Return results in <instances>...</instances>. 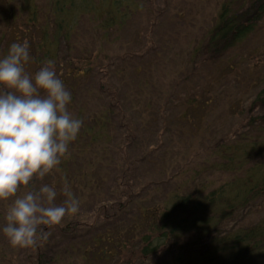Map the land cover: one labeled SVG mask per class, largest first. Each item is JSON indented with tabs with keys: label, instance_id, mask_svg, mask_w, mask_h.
I'll return each instance as SVG.
<instances>
[{
	"label": "trees",
	"instance_id": "16d2710c",
	"mask_svg": "<svg viewBox=\"0 0 264 264\" xmlns=\"http://www.w3.org/2000/svg\"><path fill=\"white\" fill-rule=\"evenodd\" d=\"M9 1L2 2V16L11 29L16 25L9 18L15 17ZM43 1L51 19L41 10L39 18L35 0H17L15 7L24 12L26 24L43 22L29 39L37 66L61 62L58 47L63 41L71 48L80 16L94 14L105 29L125 18L130 7V0H98L97 6L92 0ZM239 2L220 3L201 62L219 60L264 19V0ZM72 71L74 77L94 71L96 92L105 99L89 113L72 112L75 92L66 86L72 95L68 110L82 119V127L60 165L34 179L33 187L54 185V202L60 205L67 185L80 201L78 212L44 226L49 235L37 246L0 244V264H264V126H253L264 124V113L254 112L264 108V88L257 90L264 80L233 106L227 129L207 136L200 134L206 129L201 122L193 133L178 120L188 122L195 109L205 113L209 96L203 104L201 96L185 100L172 119L156 107L161 121L154 123V111L132 112L118 97L120 88L104 84L107 67ZM159 158L168 159V165L157 164Z\"/></svg>",
	"mask_w": 264,
	"mask_h": 264
},
{
	"label": "rangeland",
	"instance_id": "374dc122",
	"mask_svg": "<svg viewBox=\"0 0 264 264\" xmlns=\"http://www.w3.org/2000/svg\"><path fill=\"white\" fill-rule=\"evenodd\" d=\"M92 1L95 6L98 5V0ZM222 1L224 0H130L127 16L105 29L100 27V20L94 14L80 16L75 23L71 48L66 49L61 41L57 51L61 62L54 64L65 87L70 85L74 88L72 112L82 108L83 114L89 113L98 109L105 99L96 92L97 78L94 71H91L92 74L74 77L72 70L88 72L89 68L107 67L110 75L104 84L120 88L118 97L132 112L151 114L154 111L155 123L161 121L156 107L162 106V113L172 119L185 100L201 96L199 99L202 98V102L209 96L212 101L205 113L200 114V109H195L188 122L178 121L185 131L193 133V128L201 122V130L204 127L206 129L200 134L205 133L207 136L217 129H227L231 124L229 117L232 116L233 106L236 107L244 97L248 98L251 86L264 80V19L251 35L235 49L218 57L219 60L201 62L206 32ZM2 2L0 0V53L5 56L11 43H22L25 39L29 41L31 33L43 22L40 20L36 25L26 24L24 12H18L15 7L19 3L13 0L10 5L13 9L9 8L14 11L15 17L9 18L12 19L13 26H16L10 29L5 16H2ZM34 3L39 11V18L41 10L51 19L49 6L45 1L35 0ZM4 56L0 55V58ZM42 65L37 66L30 56L25 64V71L34 75ZM229 66L233 67V72ZM261 88L264 86H259L257 90ZM91 106L93 109L89 111ZM145 107L152 109L146 110ZM254 112L257 115L264 113V108L258 106ZM201 115L203 117L199 119ZM258 123L264 126L260 121H255L253 126H258ZM217 134L220 132L217 131ZM162 162L167 165L169 163L168 159L162 161L159 158L157 164ZM9 203L10 201H0V227L5 224L4 213L6 214ZM7 242L8 239L0 232V244Z\"/></svg>",
	"mask_w": 264,
	"mask_h": 264
},
{
	"label": "clouds",
	"instance_id": "9594fccd",
	"mask_svg": "<svg viewBox=\"0 0 264 264\" xmlns=\"http://www.w3.org/2000/svg\"><path fill=\"white\" fill-rule=\"evenodd\" d=\"M29 41L10 44L0 58V201H10L0 232L13 248L37 246L49 233L44 226L76 214L80 201L65 185L56 205L54 185L33 187L51 174L69 151L82 119L68 110L72 95L52 61L35 73L25 71Z\"/></svg>",
	"mask_w": 264,
	"mask_h": 264
}]
</instances>
